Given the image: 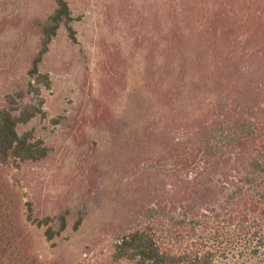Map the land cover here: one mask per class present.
Wrapping results in <instances>:
<instances>
[{"label": "trees", "instance_id": "16d2710c", "mask_svg": "<svg viewBox=\"0 0 264 264\" xmlns=\"http://www.w3.org/2000/svg\"><path fill=\"white\" fill-rule=\"evenodd\" d=\"M54 2L46 19L22 28L39 43L28 76L0 107V166L40 163L52 154L24 127L45 113L44 101L30 97L51 84L41 64L53 41L62 28L76 37L68 1ZM171 7L168 28L150 36L143 77L168 110L153 121L139 116L128 134L129 124H116L105 108L98 119L115 145L103 155L85 136V214L107 191L100 159H117L137 183L124 195L114 228L115 261L264 264V0H178ZM15 201L0 191V264H45L19 225ZM29 209L32 218L33 203ZM70 215L42 218L47 240L67 230Z\"/></svg>", "mask_w": 264, "mask_h": 264}, {"label": "rangeland", "instance_id": "374dc122", "mask_svg": "<svg viewBox=\"0 0 264 264\" xmlns=\"http://www.w3.org/2000/svg\"><path fill=\"white\" fill-rule=\"evenodd\" d=\"M67 1L76 37L62 28L53 41L41 64L51 84L42 85L40 96L33 91L30 97L44 101L45 113L24 127L44 140L52 154L40 163L0 166V191L11 202L16 200L12 207L19 210V225L45 264H132L115 261L114 228L122 220L124 195L134 188L136 178L132 171H120L119 160L100 159L108 169L107 191L85 214L90 183L86 176L91 171L85 173L84 141L85 136L95 141L103 155L115 145V135L98 119L105 108L110 120L129 124L128 134L139 116L153 121L167 112L143 77L150 63V36L168 28L167 14L178 0ZM55 7L54 0H0V107L14 83L28 76L37 51L39 36L23 35L22 28L37 18L46 19ZM30 203L35 208L32 218ZM65 210L71 213L67 230L47 240L42 218ZM80 212L84 218L76 229Z\"/></svg>", "mask_w": 264, "mask_h": 264}]
</instances>
